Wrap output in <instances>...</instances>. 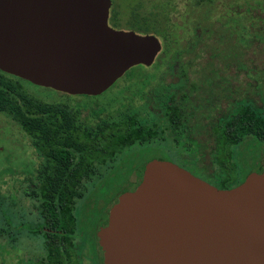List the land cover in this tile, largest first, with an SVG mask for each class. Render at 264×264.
<instances>
[{"label":"trees","instance_id":"trees-1","mask_svg":"<svg viewBox=\"0 0 264 264\" xmlns=\"http://www.w3.org/2000/svg\"><path fill=\"white\" fill-rule=\"evenodd\" d=\"M255 2L256 7L261 5L259 0ZM216 4L218 0H194V13H198L195 35L186 46H175L177 42L172 41L168 15H163L162 21L159 13L134 14L129 21L133 27L135 21L151 24L163 44L151 68L156 73L144 66L135 67L127 73V79L135 82L119 90L124 93L136 86V95L155 109L147 117L133 107V100L115 110L92 107L83 117L82 111L90 106L47 102L27 89L25 84L30 83L0 71V114L30 139L38 157V162L25 165L23 172L28 184L22 193L30 199V213H15L10 201L0 199V235L9 240L14 229L15 238L36 242L42 260L34 264H81L86 258L102 264L101 229L106 218L118 199L155 162H174L221 190L235 188L251 173L264 171L262 148L248 173L239 159L244 144L264 143V109L244 101L228 114L219 115L214 99L221 97L214 93L216 89H211L209 100L193 99L185 92V66L181 62L188 51L195 52V59L210 51L212 61L202 70L205 83H213L220 73L215 59L237 61L230 33L236 20L222 14L216 31L206 24ZM162 67L167 75H180V81L146 92ZM4 147L1 153H6L8 160V148ZM148 153L152 158L140 165ZM207 153L212 163L205 166ZM103 185L109 186L104 200H92L91 189Z\"/></svg>","mask_w":264,"mask_h":264},{"label":"water","instance_id":"water-1","mask_svg":"<svg viewBox=\"0 0 264 264\" xmlns=\"http://www.w3.org/2000/svg\"><path fill=\"white\" fill-rule=\"evenodd\" d=\"M112 0H0V71L71 97H98L159 37L113 29ZM4 150L0 147V152ZM103 264H264V171L221 190L170 161L149 165L101 229Z\"/></svg>","mask_w":264,"mask_h":264},{"label":"rangeland","instance_id":"rangeland-1","mask_svg":"<svg viewBox=\"0 0 264 264\" xmlns=\"http://www.w3.org/2000/svg\"><path fill=\"white\" fill-rule=\"evenodd\" d=\"M259 1L261 5L256 7L255 0H218L216 11L206 24L211 25L212 30L216 31L220 26L217 20H220L219 17L222 14L236 20L235 23H231L230 33H232L231 41L236 44L237 62H232L230 59H215V64L220 69V73L216 77L213 76L215 77L213 83H211L212 80L205 83L202 78L203 68H207L212 61L208 49L196 59L195 52L188 51L182 59L181 63L185 66L182 72L183 77L186 79L185 92L190 94L193 99L207 100L211 94V89H216L214 93H219L218 95L221 97V100L214 99V102L219 104V115L228 114L230 110L244 101L253 103L259 110L264 109V0ZM193 2L194 0H112L113 6L110 11L109 24L120 30L134 31L140 35H156L152 31L153 26L151 24L135 21L136 26L133 27L129 25V21H131L134 14L149 16L151 13H159V19L162 21H164L163 15H168L172 25V41L177 42L175 46L180 44L186 46L194 40L195 35L194 22H196L195 19L198 13H196L197 15L194 13ZM151 68L148 72L154 73L155 70ZM165 70L166 68L162 67L160 72H157V78L153 80V84L146 89V92L151 93L155 87L180 81V75H167ZM128 76L126 74L110 90L98 97H71L32 84L26 83L25 85L33 94L47 102H68L79 106H90L88 110L82 111L83 117L90 114L92 107H107L110 110H115L121 104L131 100L134 103L133 107L141 112L144 117H147L148 112L155 109L153 106L148 105L147 101L143 100L140 95H136L138 90L136 86H133L130 91L119 93V90H123L135 82V80L127 79ZM209 77L212 78V75H209ZM195 86L196 89H192ZM191 90H194L193 94H191ZM19 140L29 143L20 130L10 122L9 118L0 114V145L7 146L12 153V158H9V160L5 159L6 153H0V170L12 167L17 171V174H0V199L12 201L19 207V210L28 211L31 202L26 196L19 193V190L21 192V189L28 184L26 176L21 171L25 165L34 164L35 157L33 151L28 148V144L25 145V148H22L17 142ZM242 147L243 152L239 155V159H243L244 172L248 173L252 170L253 160L258 157L259 148L264 151V143L257 144V146L244 144ZM150 158H152V155L148 153L138 163L142 165ZM204 160L205 166L212 163L209 153H207ZM124 175L127 177L128 174ZM119 179L122 181L124 177L121 175ZM108 187V185H103L97 186V189L92 188V200H104ZM112 192L115 194L114 190ZM0 241H2V238H0ZM26 250V248L19 247L17 252L24 255ZM2 251L3 249L0 247V253ZM15 253L11 257L0 255V264H13Z\"/></svg>","mask_w":264,"mask_h":264},{"label":"flooded vegetation","instance_id":"flooded-vegetation-1","mask_svg":"<svg viewBox=\"0 0 264 264\" xmlns=\"http://www.w3.org/2000/svg\"><path fill=\"white\" fill-rule=\"evenodd\" d=\"M109 20H110V18H109ZM112 28L113 29H116V30H120V29L115 28V27H112ZM24 137H25V139L26 138L28 139L29 143H24L22 140H19L20 142L19 141H17V142L19 143V145L22 148H25V145L28 144V148H30L33 151L32 153H33V155L35 157V160H34L35 161L34 164H35L36 162H38V157H37V154H36V150L33 148L30 139L28 137H26V136H24ZM16 140H18V139L16 138ZM0 147H3L4 150H5V147L4 146L0 145ZM16 149H17V147H16ZM7 154H8V158H12V153H11V151H9V148L7 150ZM262 163L264 165V162H262ZM25 170H26V168L23 167V170L21 171V173H23ZM13 171L15 173H13ZM0 174H2V175H6V174H17V171L14 170V168H12V167H7V168H4V169L0 170ZM22 189H21V192L19 190V193H21L23 195V193H22L23 190ZM10 203H11V207L13 208V210L15 211V213H18V214L20 212H22L24 214H29L30 213L31 208L28 211H21V210H19V207L16 206V204H14V202L10 201ZM48 231L50 233H54V232L55 233H61V231L59 229H56V230H53V229H50L49 230L48 229ZM0 238H2V241H0V247H2V249H3V251L0 253V255H7V256L11 257L13 255V253L16 252L15 253V262L13 264H34V263L40 262L42 260V256L40 254H37L38 251H39V248H38L37 243L36 242H33V241H30L28 239H25V238H20V237L19 238H15V236H14V229L10 233L9 240L8 239L6 240L5 237H3L1 235H0ZM19 247H21V248L23 247V248H26L27 249L24 255H21L20 252H17ZM87 263L93 264L92 261H91V259H88V258L84 259L81 264H87Z\"/></svg>","mask_w":264,"mask_h":264}]
</instances>
